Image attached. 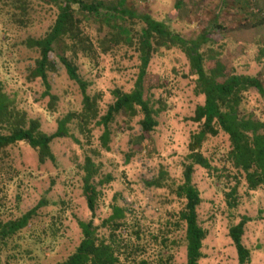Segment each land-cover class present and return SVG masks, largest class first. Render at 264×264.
Wrapping results in <instances>:
<instances>
[{
  "label": "rangeland",
  "instance_id": "1",
  "mask_svg": "<svg viewBox=\"0 0 264 264\" xmlns=\"http://www.w3.org/2000/svg\"><path fill=\"white\" fill-rule=\"evenodd\" d=\"M221 1L128 0V4L156 19L168 20L174 30L186 37L207 30L214 20L221 23L223 26L211 30L210 34L218 41L213 46L220 52L221 60L237 73H264V58L260 62L256 59L264 43V21L250 28L240 27L250 16L255 22L254 14L264 18V0H250L253 5L250 4L245 12L235 11L238 3L234 0L223 5ZM34 9L37 12L34 26L10 34L8 38L10 51L4 64L0 58V82L17 109L25 112L26 118L38 119L40 129L49 134L55 131L57 119L81 110L82 94L78 85L67 76L56 52L50 54L56 62V72L49 74L51 93L57 97L52 107L49 96L43 95L40 79L30 77L36 53L21 41L27 34L40 36L56 11L54 7L50 9L45 5L42 8L36 5ZM86 25L85 30L99 53L96 61L81 54L72 57L69 52L65 53L87 82V93L96 97L98 115L101 116L113 102L115 89L125 92L132 89L140 61L133 45L120 44L109 52L101 53L97 38L105 27L94 22ZM144 88L156 121L148 132L142 130L140 120L143 114L137 110L135 115L120 113L114 116L109 123L107 147L100 139L102 125L90 121L84 131L79 132L73 121L68 124L73 137L55 138L51 142L54 162L39 163L36 152L25 142L8 148L13 165L23 173L20 174L21 184L16 183L9 189L6 199L9 210L1 217L3 220L14 219L40 200L45 204L38 209L31 224L23 229L20 234L23 239L18 240L17 248H12L10 243L2 249L0 264H53L74 250L81 237L77 220L91 219L82 192L80 169L86 156H90L98 166L94 182L99 194L93 223L99 225L108 217L112 213V205L121 207L144 239H153L151 233L158 240L168 234L174 241L173 258L169 264H185L183 229L171 230L167 223L176 219L183 205L182 199L173 191L176 183L182 180L190 136L200 127L191 117L204 97L196 93L195 76L185 54L176 47L160 48L152 55ZM248 102L254 105L251 107H255L256 116L264 121L261 98L250 92ZM228 148V137L222 131L208 136L202 142L200 152L214 167L208 171L194 166L192 182L201 197L198 220L207 231L198 264H237L228 230L242 216L250 219L242 236L244 245L250 250L248 264H264V191L249 190L239 175L236 205L231 207L228 204L226 193L235 185L237 175L236 170L223 161ZM158 176L164 179L163 186L148 184ZM37 224L41 226L37 228ZM48 224L51 228L46 227ZM98 232L105 236L108 234L105 227ZM38 240H42L40 248L36 246ZM25 249L29 252L25 253ZM20 253L24 258L16 260L14 255L17 257Z\"/></svg>",
  "mask_w": 264,
  "mask_h": 264
},
{
  "label": "trees",
  "instance_id": "2",
  "mask_svg": "<svg viewBox=\"0 0 264 264\" xmlns=\"http://www.w3.org/2000/svg\"><path fill=\"white\" fill-rule=\"evenodd\" d=\"M234 1L238 3L235 11L239 12H245L252 4L250 0ZM227 2L228 0L221 1L222 5ZM36 5L41 8L44 5L50 9L54 7L56 11L55 17L40 36L27 34L21 41L22 45L36 53L29 75L33 79H40L44 87L43 95L49 96V105L52 107L57 97L51 93L49 74L56 72V62L50 58V54L56 52L55 55L67 76L80 89L82 107L78 112H69L57 119L55 131L48 134L40 129L38 119L26 118L25 112L17 109L3 91L0 82V252L10 243L12 248H17L18 240L23 239L20 237L23 229L31 224L38 209L45 204L44 200H40L14 219L3 220L1 217L9 210L6 199L10 187L16 186V183L21 184L20 174L23 173L13 165L8 148L25 142L36 152L39 163H45L47 160L54 162L51 142L55 138L73 137L68 127L73 121L79 132H83L90 121L102 125L100 139L102 145L107 147L109 123L114 116L120 113L135 115L137 110L143 114L140 120L142 130H152L156 121L153 117L155 111L145 96L144 78L147 67L152 55L160 48L176 47L185 54L190 70L195 76V91L203 95L204 101L196 106L191 117L200 127L190 136L182 180L176 183L173 191L182 199L183 205L175 216L176 219L167 221V226H171V230L183 229L185 264H198L207 231L198 220L197 209L201 197L192 182V175L195 165L208 171L214 167L200 152L202 142L220 131L228 137L229 148L223 161L237 172L235 185L226 193L227 202L231 207L236 205L240 176L249 190L264 191V121L256 116L255 107H251L254 105L248 102L249 93L254 92L264 103V73H237L221 60L220 52L213 46L218 41L210 35L211 30L215 31L223 26L221 23L214 20L207 30L203 29L193 37H186L174 30L168 20L156 19L147 12L135 10L128 4V0H0L2 64L7 60V52L10 51L7 42L10 34L29 30L34 26ZM250 17L246 18L247 23H241L240 27L250 28L264 21V18L257 14L252 15L256 18L255 22ZM88 22L99 23L105 27V31L97 38V47L101 53L109 52L120 44L133 45L138 51L140 61L132 89L127 92L115 89L113 102L101 116L98 115L96 97L87 93V82L81 78L77 66L65 53L69 52L72 57L81 54L80 56L88 60L96 61L99 53L85 30ZM262 44L256 58L259 62L264 58V43ZM80 169L82 192L91 219L77 220L81 231L79 243L63 260L53 264H169L174 250L172 238L169 239L166 234L158 240L150 232L153 239H144L134 224L131 225L132 221L126 218L123 208L112 205V213L108 217L99 225L93 223L99 194L94 182L98 166L90 156H86ZM163 181L164 179L158 176L148 184L161 187L164 185ZM249 220L247 216H242L238 222L231 224L228 230L236 251L237 264L250 262V250L242 241L245 225ZM36 226L38 228L41 224ZM46 227L51 228V224ZM102 227L108 231L106 236L98 232ZM38 242L36 246L40 248L42 240ZM24 252H29V249ZM14 257L16 260L24 258L21 253Z\"/></svg>",
  "mask_w": 264,
  "mask_h": 264
}]
</instances>
